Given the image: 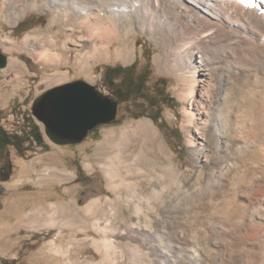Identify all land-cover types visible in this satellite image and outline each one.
<instances>
[{
    "label": "bare ground",
    "instance_id": "bare-ground-1",
    "mask_svg": "<svg viewBox=\"0 0 264 264\" xmlns=\"http://www.w3.org/2000/svg\"><path fill=\"white\" fill-rule=\"evenodd\" d=\"M1 5L13 18L30 9L49 15L44 28L32 31L20 42L3 39L1 43L6 49L41 48V54L46 55L42 62L47 63L56 60L50 53L52 50L75 47L82 51L78 63L85 67L91 59L102 57L114 43H118L114 57L128 60L136 34L145 33L160 49L154 60L162 66L171 64L177 70L178 79L190 83L189 91L181 92L183 98H191L196 93L195 85L201 81L198 75L203 74L214 82L205 94V105L198 109L205 113V121L208 120L210 130L204 141L212 148V160L204 176L196 175L195 182L180 177L170 151L150 122L139 121L131 130L158 154L162 184L173 188L175 195L182 186H196L195 192L185 187L184 203L171 201V197L170 202H160L161 211L149 201L143 202L144 205L136 202L130 214L132 219L127 218L128 203L124 207L116 199L108 202L109 219L94 225L102 236L93 239L92 244L101 258L92 264L120 260L124 264H143L144 255L138 252L136 242L135 245L129 242L138 236L139 227L143 228L153 219L162 225L164 221L187 223L190 252L185 257L189 264H241L245 258H256L259 264H264V153L259 149L260 146L264 149V0H257L253 6H243L234 0H2ZM193 119V112L187 109L182 125H189ZM127 136L128 131L122 132V144ZM106 148L111 151L114 145L107 142ZM134 159L139 166H147L142 152ZM118 160L119 157L110 155L108 176L120 177L121 172L116 169ZM128 170L124 177L130 174ZM46 172L54 177L59 175L56 167ZM223 189L235 197L227 210L219 206ZM98 202V199L91 200L81 208L70 201L66 206L52 202L47 208L30 211L27 220L33 223L44 219L50 224L59 218L63 224L84 225L85 217L94 215V208L100 207ZM111 220L125 224L129 220L131 228H126V224L125 228L118 229ZM247 221L259 226L257 239L249 243L237 238ZM163 229L155 226L150 237L156 239L158 246L166 248ZM124 233L129 242L118 241ZM162 251L167 257V249ZM178 255L167 257L168 264H178Z\"/></svg>",
    "mask_w": 264,
    "mask_h": 264
},
{
    "label": "rangeland",
    "instance_id": "rangeland-1",
    "mask_svg": "<svg viewBox=\"0 0 264 264\" xmlns=\"http://www.w3.org/2000/svg\"><path fill=\"white\" fill-rule=\"evenodd\" d=\"M1 4L2 0H0V49L7 55V64L0 69V122L7 132L19 136L24 134L26 122L33 119L39 126L43 144L36 145L31 142L22 152L12 146L9 147L11 174L8 178L0 177V264H7L10 261H13L14 264H92L101 258L100 253L96 252L92 240L102 236L95 227L97 223L103 224L105 220L109 219L111 208L107 206L108 202L116 199L124 207H127L128 203V219L133 218L130 214L136 202L144 205L149 201L151 205L160 207V202L167 203L168 200L170 202V198L173 197L171 201L176 200L177 203H184L186 186H182L179 194L176 192L175 195L173 188L162 184L163 178L157 163L159 162L157 161L158 154L154 149H151L149 143L143 141L139 134H132L131 130L135 129L139 121L150 122L157 136L170 151L182 179L189 178L192 183L195 182L196 175L204 176L210 164L209 161L212 160V148L207 146V142L204 141L210 129H208V120L205 121V113L199 112V110H201V106L205 105V94L214 82L208 77H203V74L198 75V80L201 79V81L195 85L196 93L192 95L193 97L191 96L192 99L190 97L183 98L181 92L184 91L186 94L189 91L190 83L185 84L178 79L177 70L173 69L171 64L166 63L162 66L154 60L160 53V49L154 40L145 33L136 34L134 52H131L128 60L114 57L118 44L114 43L102 57L91 59L88 66L85 67L78 63L82 51L75 47L52 50L50 53L54 55V58L56 57L57 61L49 62L48 60L47 63L46 61L42 62L46 55L41 54V48L6 49L1 43L3 39L20 42L26 35L32 34V31L44 28L48 23L49 15L45 11L30 9L21 16L13 18L2 9ZM135 60L136 72H141L144 66L148 68L144 92L152 99H156L154 102H157L156 107L160 110L161 119L167 127L161 128L149 117L148 114L153 113L156 107H151L150 101L139 97L135 102H120L116 120L90 130L80 143L59 145L47 137L42 124L31 113L32 102L37 96L54 85L76 79L85 80L103 94L111 96L103 81L104 68L107 65L126 66ZM61 76V79H56ZM160 79L163 86L157 87L158 92L162 94L159 97L153 86L156 80ZM154 92L156 93L155 97H153ZM187 109L193 112L194 119L191 121V125H182L184 112ZM139 113L143 115L138 118L131 117V114ZM124 131H128V139L122 144L121 134ZM107 142L114 145L113 150H107ZM27 144L28 142L23 146ZM101 144L103 145L101 146ZM22 148L24 149V147ZM120 148L121 151H119ZM195 148H200V150L194 151ZM259 149L264 153L262 146ZM139 152H142V156L146 158L147 166H139L137 161L134 162V158ZM111 154L114 157H119L116 169L121 172L119 174L123 180H120L122 178L119 175L117 177L107 175V160ZM55 167L58 168V176L46 174V171ZM126 170L130 171V174L124 177ZM222 181H224L223 177ZM193 187L195 188L193 189ZM187 189L194 191L197 188L192 186L186 187ZM222 196V201L219 204L220 209H230L235 197L231 192L229 193L227 190L225 192V189H223ZM94 199L99 200L100 203L97 204L100 207L94 208V215L85 217L84 225L80 223V225L74 224L77 226L63 224L59 218L50 224L44 219L33 223L27 220L30 211L44 206L47 208L52 202L66 206L70 201L75 203L76 207L81 208ZM198 202L200 201L198 200ZM161 209L162 207H160V211ZM210 210L214 211L213 208ZM155 221L156 219H153L143 228L139 227L140 231L138 230L136 234L138 236H134V241L129 242L130 239L125 233L119 235L118 241L122 239L128 241L130 245L136 242L138 252H141L142 256L144 255L143 264H168L167 257L174 254L180 255H178L180 258L178 264H189L185 257L190 252L187 229H185L188 228L187 223L164 221L162 225V222ZM111 222L118 229L125 228L126 224V228H131L129 220L126 224L119 220H111ZM155 226L164 228L166 248L158 246L156 239L150 237ZM258 231V224H251L250 221H247L244 228L238 232L237 238L248 243L253 242L257 239ZM107 235L110 233L108 232ZM151 242L153 243L151 244ZM160 248L162 249L160 250ZM163 249H167V253H169L167 257L163 255ZM227 250L230 251V248ZM117 263L124 264L122 260ZM241 264L259 263L256 258H245Z\"/></svg>",
    "mask_w": 264,
    "mask_h": 264
},
{
    "label": "water",
    "instance_id": "water-1",
    "mask_svg": "<svg viewBox=\"0 0 264 264\" xmlns=\"http://www.w3.org/2000/svg\"><path fill=\"white\" fill-rule=\"evenodd\" d=\"M7 64V55L0 50V69ZM119 102L100 92L82 79L61 83L37 96L31 113L54 143H80L98 125L112 123L118 114Z\"/></svg>",
    "mask_w": 264,
    "mask_h": 264
},
{
    "label": "trees",
    "instance_id": "trees-1",
    "mask_svg": "<svg viewBox=\"0 0 264 264\" xmlns=\"http://www.w3.org/2000/svg\"><path fill=\"white\" fill-rule=\"evenodd\" d=\"M136 60L126 66H123L121 64L119 65H107L103 70V81L108 88L111 97L114 99H117L119 102H126V101H132L135 102V100L139 97H142L146 99L147 101H150L151 107H156L157 102H154V99L152 97H149L147 93L144 91L146 90V81L148 77V68L143 67L141 72H136ZM160 80H156L154 83L153 88L157 91L158 96L160 97L162 94H160L157 90V87H162V83ZM144 93V94H143ZM156 93L154 92L155 97ZM156 100V99H155ZM160 110L156 107V110L153 113H149V117L156 122L158 125H160L161 128L167 127L164 123V121L161 119ZM143 114H131V117L138 118L142 116ZM101 126L98 125L97 128ZM25 131L24 134H20L19 136L14 135L13 137L17 139V141L13 142L15 147L19 152L24 151L27 149L29 143H35L36 145H42L43 144V138L41 131L39 130V126L33 119H29L26 122L25 125ZM177 131V130H176ZM18 137L20 140L18 141ZM26 142L28 144L26 146H23ZM24 147V149L22 148ZM5 264V263H4ZM7 264H14L13 261L8 262Z\"/></svg>",
    "mask_w": 264,
    "mask_h": 264
},
{
    "label": "flooded vegetation",
    "instance_id": "flooded-vegetation-1",
    "mask_svg": "<svg viewBox=\"0 0 264 264\" xmlns=\"http://www.w3.org/2000/svg\"><path fill=\"white\" fill-rule=\"evenodd\" d=\"M0 50L4 52L2 49ZM13 136L14 134L11 132H7L0 122V177L1 178H8V176L11 174L12 164L9 159V155H10L9 147L12 146L17 150V148L13 144V142L14 141L16 142L17 139H15Z\"/></svg>",
    "mask_w": 264,
    "mask_h": 264
}]
</instances>
